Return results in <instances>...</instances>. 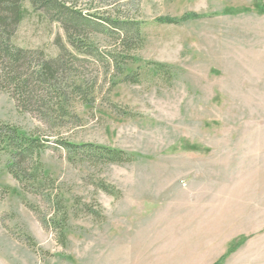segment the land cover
<instances>
[{"label":"rangeland","instance_id":"obj_1","mask_svg":"<svg viewBox=\"0 0 264 264\" xmlns=\"http://www.w3.org/2000/svg\"><path fill=\"white\" fill-rule=\"evenodd\" d=\"M74 1L139 36L88 33L91 57L58 22L18 25V46L76 58L51 107L0 89V123L46 145L33 184L0 153V264H264V0Z\"/></svg>","mask_w":264,"mask_h":264},{"label":"trees","instance_id":"obj_2","mask_svg":"<svg viewBox=\"0 0 264 264\" xmlns=\"http://www.w3.org/2000/svg\"><path fill=\"white\" fill-rule=\"evenodd\" d=\"M30 13L45 21L58 22L64 30L67 45L74 53L82 56L97 57L99 54L94 41L87 36L88 33L96 35L112 32L116 40L123 44L126 40L130 41V35L131 38L139 36L136 22L111 18L109 15L103 17L98 13H84L74 0H0V89L8 92L19 108L51 107L53 98L62 96V79L70 69V63L63 60L66 48L50 58L44 56L41 50H31L16 44L14 36L17 27ZM189 16L196 17L187 14L182 19ZM159 20L178 24L181 19L178 21L165 17ZM67 54L70 58H76L71 53ZM45 146L37 137L0 123V153L10 158L6 163L7 172L18 183L33 184L42 178V171L36 167L29 168L28 163H37L39 153ZM65 147L74 154L77 149H81L80 154L109 163L129 160L122 157L124 155L121 151L108 147H76L72 144H66Z\"/></svg>","mask_w":264,"mask_h":264}]
</instances>
